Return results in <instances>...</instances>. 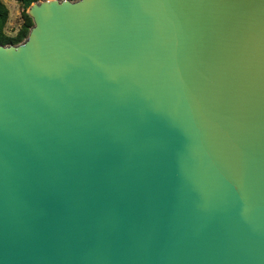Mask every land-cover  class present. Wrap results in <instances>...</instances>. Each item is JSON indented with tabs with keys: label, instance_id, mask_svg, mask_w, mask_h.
I'll return each instance as SVG.
<instances>
[{
	"label": "water",
	"instance_id": "1",
	"mask_svg": "<svg viewBox=\"0 0 264 264\" xmlns=\"http://www.w3.org/2000/svg\"><path fill=\"white\" fill-rule=\"evenodd\" d=\"M0 43V264H264V0H33Z\"/></svg>",
	"mask_w": 264,
	"mask_h": 264
},
{
	"label": "trees",
	"instance_id": "2",
	"mask_svg": "<svg viewBox=\"0 0 264 264\" xmlns=\"http://www.w3.org/2000/svg\"><path fill=\"white\" fill-rule=\"evenodd\" d=\"M20 4L19 17L20 22L12 34L5 31V24L8 16V9L5 3L0 0V43H16L20 41L27 33L29 26L32 24L31 18L26 14L25 8L33 0H16Z\"/></svg>",
	"mask_w": 264,
	"mask_h": 264
},
{
	"label": "rangeland",
	"instance_id": "3",
	"mask_svg": "<svg viewBox=\"0 0 264 264\" xmlns=\"http://www.w3.org/2000/svg\"><path fill=\"white\" fill-rule=\"evenodd\" d=\"M2 1L5 3L8 9L5 31L8 34H12L20 22V17H19L20 4L16 0H2Z\"/></svg>",
	"mask_w": 264,
	"mask_h": 264
}]
</instances>
